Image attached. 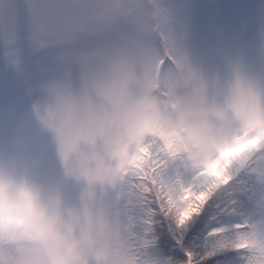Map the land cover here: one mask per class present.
<instances>
[{
  "label": "rangeland",
  "instance_id": "1",
  "mask_svg": "<svg viewBox=\"0 0 264 264\" xmlns=\"http://www.w3.org/2000/svg\"><path fill=\"white\" fill-rule=\"evenodd\" d=\"M151 1L0 0V167L45 187L79 264H135L122 179L140 128L193 148L191 125L236 73L264 91V0H154L157 23ZM207 130L230 150L252 136ZM255 216L264 264V193Z\"/></svg>",
  "mask_w": 264,
  "mask_h": 264
},
{
  "label": "trees",
  "instance_id": "2",
  "mask_svg": "<svg viewBox=\"0 0 264 264\" xmlns=\"http://www.w3.org/2000/svg\"><path fill=\"white\" fill-rule=\"evenodd\" d=\"M178 138L166 127L148 124L130 139L123 185L135 264H159L145 239L152 215L149 204H155L174 224L183 225L213 199L220 202L230 222L229 235L224 229L213 235L232 245L244 264H259L255 254L259 220L255 215L264 193V137L252 135L228 153L207 161H195L196 153ZM245 193L238 210L237 201Z\"/></svg>",
  "mask_w": 264,
  "mask_h": 264
},
{
  "label": "clouds",
  "instance_id": "3",
  "mask_svg": "<svg viewBox=\"0 0 264 264\" xmlns=\"http://www.w3.org/2000/svg\"><path fill=\"white\" fill-rule=\"evenodd\" d=\"M235 123L246 134L264 137V91L236 73L222 102H214L191 125L186 139L206 161L228 153L231 144L212 135L208 122ZM43 185L0 167V264H79L85 249L70 238L51 211Z\"/></svg>",
  "mask_w": 264,
  "mask_h": 264
},
{
  "label": "snow or ice",
  "instance_id": "4",
  "mask_svg": "<svg viewBox=\"0 0 264 264\" xmlns=\"http://www.w3.org/2000/svg\"><path fill=\"white\" fill-rule=\"evenodd\" d=\"M246 193L237 201L238 210ZM152 215L148 218L145 239L149 251L159 264H244L233 246L222 241L214 232L224 229L229 235V221L222 205L213 199L183 225H176L155 204H149Z\"/></svg>",
  "mask_w": 264,
  "mask_h": 264
}]
</instances>
